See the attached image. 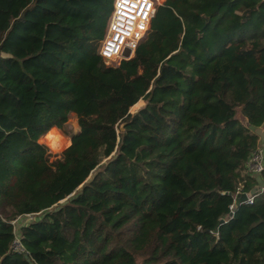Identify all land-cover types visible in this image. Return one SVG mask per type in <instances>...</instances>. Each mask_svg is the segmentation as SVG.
<instances>
[{
  "label": "trees",
  "instance_id": "1",
  "mask_svg": "<svg viewBox=\"0 0 264 264\" xmlns=\"http://www.w3.org/2000/svg\"><path fill=\"white\" fill-rule=\"evenodd\" d=\"M112 6L0 0V264H264V0L156 2L117 64Z\"/></svg>",
  "mask_w": 264,
  "mask_h": 264
},
{
  "label": "built area",
  "instance_id": "2",
  "mask_svg": "<svg viewBox=\"0 0 264 264\" xmlns=\"http://www.w3.org/2000/svg\"><path fill=\"white\" fill-rule=\"evenodd\" d=\"M159 1L161 0H113L105 33L98 47V52L106 62L117 64L133 54L137 44L145 36L154 4ZM125 50H128L127 55H124ZM263 158L262 151L259 153V149H256L247 162L248 172L260 173L264 167ZM262 188L263 186L260 187ZM246 195L244 201L252 202L255 192L248 191ZM16 220L17 218L12 220V223ZM14 245L15 248L21 246L18 239H15Z\"/></svg>",
  "mask_w": 264,
  "mask_h": 264
},
{
  "label": "rangeland",
  "instance_id": "3",
  "mask_svg": "<svg viewBox=\"0 0 264 264\" xmlns=\"http://www.w3.org/2000/svg\"><path fill=\"white\" fill-rule=\"evenodd\" d=\"M144 104V100L142 98H140V101L138 104L136 105H132L129 108V111L131 113H133L134 111H136L140 106H142ZM238 117L244 121V117L238 113ZM247 123V122H246ZM248 124V123H247ZM56 128V127H53ZM67 128L71 129V130H77L78 126H77V122H76V118L74 116H71L69 118V122L67 123ZM137 126L135 124H128L126 125L124 121H120L117 125H116V130L119 131H124L125 133V137H124V147L128 150H133L138 144H139V140L135 137L134 133H133V129H136ZM52 129V128H51ZM57 131L64 137V141H61L60 139L56 138V137H49L48 138V142L46 140V136L45 134L50 130H48L45 134H43L39 140L43 143H45L48 147V149L51 152V159H54L56 157L59 156V153L69 144V137L67 135H65L61 130H59L58 128H56ZM259 130V136H261V138L259 139V145L257 146V149H259V153L262 151L263 155H264V132H263V128H256ZM264 160V158H263ZM264 163V161H263ZM254 174V173H253ZM258 174V173H257ZM28 217L32 216H21L18 217L17 220L15 222H13L15 225V229L16 226L18 225L19 221H26ZM14 221V220H13Z\"/></svg>",
  "mask_w": 264,
  "mask_h": 264
},
{
  "label": "water",
  "instance_id": "4",
  "mask_svg": "<svg viewBox=\"0 0 264 264\" xmlns=\"http://www.w3.org/2000/svg\"><path fill=\"white\" fill-rule=\"evenodd\" d=\"M128 54V50H125L124 51V55H127ZM246 192L245 191H238L235 193V196H234V204L237 205L239 204L240 202L244 201L245 198H246ZM229 214L231 215L232 214V211L229 212ZM26 256V254H24Z\"/></svg>",
  "mask_w": 264,
  "mask_h": 264
},
{
  "label": "crops",
  "instance_id": "5",
  "mask_svg": "<svg viewBox=\"0 0 264 264\" xmlns=\"http://www.w3.org/2000/svg\"><path fill=\"white\" fill-rule=\"evenodd\" d=\"M259 127H260V128H263L262 126H258L257 128H259ZM52 129H53V128H52ZM255 131H256L258 134H260L258 129H255ZM263 132H264V128H263ZM260 138H261V136H259V139H260ZM258 145H259V141H258Z\"/></svg>",
  "mask_w": 264,
  "mask_h": 264
}]
</instances>
